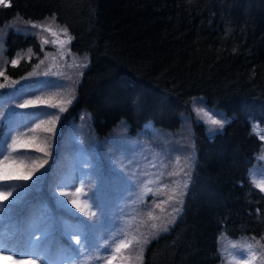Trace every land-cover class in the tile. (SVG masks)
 <instances>
[{
    "label": "trees",
    "instance_id": "1",
    "mask_svg": "<svg viewBox=\"0 0 264 264\" xmlns=\"http://www.w3.org/2000/svg\"><path fill=\"white\" fill-rule=\"evenodd\" d=\"M10 3L0 7V26L17 16L37 22L55 15L74 37L71 51L90 59L63 126L86 118L98 139L123 125L131 136L144 138L148 123L176 134L196 98L230 119L212 137L204 124H194L196 164L183 212L167 234L149 244L143 264H219L221 236L264 237V193L251 178L264 149V131L252 134L254 124L264 130V0ZM6 46L10 57L24 55L8 67L10 75L33 69L38 57L27 60L29 48L42 55L37 38L14 31ZM2 136L0 126V150ZM41 203L27 200L1 219L0 238L27 229L26 220ZM51 205L54 215L66 218ZM51 244L53 252L69 250L58 231Z\"/></svg>",
    "mask_w": 264,
    "mask_h": 264
},
{
    "label": "rangeland",
    "instance_id": "2",
    "mask_svg": "<svg viewBox=\"0 0 264 264\" xmlns=\"http://www.w3.org/2000/svg\"><path fill=\"white\" fill-rule=\"evenodd\" d=\"M25 21L28 20L17 16L4 26H0V71L4 72V75L0 76V84L5 85L4 88H0V111H11L12 109L7 107L8 104H14L21 97L27 98L30 95L42 96L45 99L51 98L53 102L57 103L63 102L61 106L65 108V111L60 112L59 108L51 109L41 105L40 108L27 110L37 112L32 114L22 109L13 110V112H18L13 118L14 123L19 125L18 127H13L5 121H0V126L3 127V141L7 139L10 144V137L15 136L18 131L27 132V124L44 115V113L39 111L54 112L59 116V119L55 122L54 132L38 129L24 137V139L35 137L37 143L44 148V151L38 152L35 147L18 148L15 151L12 149L7 150L5 154H10V159L22 162L24 166L22 169H17L16 165L12 164L9 166V171H26L33 165L43 164L28 183L31 184L42 173L47 172L48 175L44 177L36 188L30 190L25 198L26 201L40 198L42 205L39 204L38 212H43L46 208L50 209L52 203L54 205V201L58 196H53V189L61 179L79 175L83 172L90 173V176L86 178L90 180V183H86L85 190L89 195L93 191H97V189L100 190L101 198L106 202L110 216V220L104 222L98 232L97 243L103 244L105 239H107L109 246H114L113 234L119 232L120 229H124L131 233L127 240H131L132 243L115 253L116 258L111 261V264H143L144 253L149 244L158 237L167 234L182 214L179 215L174 224L168 225L169 231L167 232H157L156 229L152 228L153 223L160 224L161 220L170 219L168 213L171 212L174 206L173 201H168V197L174 195V193L170 187H165V185H170L177 179L181 181L185 179L183 174L180 177H170L168 172L172 170L178 171L180 168H184L187 171L185 166L187 161V163L192 165V179L196 164L194 124H204L210 137L222 131L220 129L211 130L212 126L207 122L208 118L203 113L198 112L197 109L203 108L209 115L224 119L227 122L230 119L224 116L222 112L209 107L203 99L196 98L192 101V114L183 117L181 130L176 134L148 123L144 138L131 136L128 133L127 126L123 125L121 129H117L118 131L115 130L111 136L98 139L90 133V125L86 118L82 117L77 123L63 126L64 114L76 100L77 88L84 72L90 65V59L87 55H80L71 51L70 44L72 40L70 43H61L66 41L67 37L62 31L63 27L57 22L52 23L50 18L36 22L44 24L45 27L50 26L52 31L56 33L54 36L51 32L43 29L31 28ZM10 31L22 35L28 33L25 36H32L38 39L42 55L40 56L33 52L29 53L28 51L25 54L27 60H30L34 55V57H38L36 64L30 71L35 70L38 73L37 76L22 79V77H27L28 73L24 76H14L7 73L8 67L13 66L10 61L15 58L7 54L6 37ZM32 33H35V35ZM45 40L48 41L47 44L43 43ZM20 56L19 63L24 58L23 54H20ZM41 60H43V63H40ZM37 64H39L38 68L35 67ZM45 72H48L47 76L44 75ZM13 81H19V83L13 84ZM69 99H71L70 104L67 103ZM176 156L181 158L179 164L174 163ZM262 157H264V151L257 156V161L251 172V178L257 182L264 178V158ZM0 159H3V156ZM45 160L47 163H43ZM161 161H163V165ZM153 163H155V167L151 166ZM161 172L164 173L163 176L158 175ZM121 177L130 182V189ZM149 179L154 181V183L148 185L153 191L145 192L143 186ZM186 195L183 197L184 203ZM59 198L63 199L62 197ZM157 203L160 207L155 206ZM54 208L56 207L54 206ZM68 208L76 215H83L78 213L75 208H72L71 204L68 205ZM149 210L152 211L154 216L160 217L161 220L150 219L147 216ZM13 212L14 210H9L0 213V220L10 216ZM55 216L58 217L57 214ZM59 216L61 217V214ZM84 219L87 220L88 217L84 216ZM133 237L141 241L144 239L148 240V243L142 244V257L140 256L141 245ZM53 238L49 241L50 246L53 243ZM0 240L2 239L0 238ZM244 242L243 238L233 239L226 235L221 236L219 239V251L220 254L223 252V257L221 255L219 264H245L246 260L247 264H264V255H261V249L257 248L256 259L251 260L246 249L240 247L233 249L231 247L233 243L241 245ZM261 244H264V240H261ZM84 251L91 254L96 250L95 248H85ZM51 252L53 258L60 262L72 259L76 255L71 249L67 252L61 250L54 252L51 250ZM105 252L106 249H99L101 256ZM233 255L236 257L235 260L232 259ZM83 258V255L79 257V259ZM0 264H10V261H0ZM91 264H106V261L92 260Z\"/></svg>",
    "mask_w": 264,
    "mask_h": 264
},
{
    "label": "snow or ice",
    "instance_id": "3",
    "mask_svg": "<svg viewBox=\"0 0 264 264\" xmlns=\"http://www.w3.org/2000/svg\"><path fill=\"white\" fill-rule=\"evenodd\" d=\"M10 0H0V7H11ZM48 19V18H46ZM52 23L56 22V17L53 15L51 18ZM26 24L30 25L33 29H43L44 31L51 32L52 35H56L52 31V28L45 27L42 23H36L31 20L25 21ZM59 26V25H58ZM19 31V29H17ZM64 35L67 37L66 41L61 43H70L74 37L69 35L67 26H64L62 29ZM35 35V33H32ZM28 35V33H25ZM43 43L47 44L48 41L45 40ZM28 52L31 53L32 49L29 48ZM21 59L20 53H17L15 58H13L10 63L13 66H16ZM43 63V60L40 61ZM39 67V64L35 66ZM4 72L0 71V76H3ZM38 73L33 70L28 73L27 77H22V79H27L28 77L37 76ZM45 76L48 75V72L44 73ZM19 83V81H13V84ZM4 84H0V88H4ZM61 103L53 102L51 98L45 99L42 96L30 95L27 98H20L18 102L14 104H8V109L11 111H0V121H5L8 125L13 127H18L19 125L14 123V117L18 113L17 111L13 112L15 109L30 110L40 108L41 105L46 106L47 108L55 109L59 108L60 112L65 111V108L61 106ZM71 103V99L67 101ZM198 112L203 113L206 116L207 122L212 126L211 130L220 129L223 130L225 123L227 122L224 119L215 118L213 115H209L203 108L197 109ZM44 113L37 119L30 121L27 124V132H17L15 136L10 137L11 143L7 142V139L3 141L2 150H0V155L3 156V159H0V213L9 210H17L20 205L26 203V196L30 190L36 188L40 182L48 175L47 172L42 173L41 176L37 177L35 181L31 184L28 181L31 180V177L34 173L43 166V164L33 165L28 168L26 171H9V166L15 164L17 169L24 168L22 162H18L15 159H10V154H5L8 149L13 151L18 148H27L35 147L36 151L42 152L44 148L37 143L35 137L24 139L27 137L28 133L35 132L38 129H43L46 132L55 131V122L59 119V116L54 112L39 111ZM27 113H37L36 111H27ZM264 130H259L258 125L252 126V134L260 135V132ZM260 139L264 140V135H260ZM264 151V149H262ZM47 155V153H45ZM264 158V157H262ZM180 157L176 156L174 158V163H180ZM43 163H47L45 160ZM163 165V161H161ZM155 167V163L151 165ZM166 166V165H165ZM187 171L184 168L177 170H172L168 172L170 177H180L181 174L185 177L183 181L177 179L172 182L170 185H165V187H170L174 195L168 197V201H173L174 206L171 209V212L168 213L170 219L161 220L160 217L154 216L152 211L147 212V216L152 220H161L160 224L153 223L152 228L156 229L157 232H167L169 231L168 225L174 224L179 215L183 212L184 199L186 195L188 184L191 179V168L190 163L185 162ZM163 176L164 173L161 172L158 174ZM90 176V173L83 172L79 175L68 176L64 179H61L58 185L53 189V196H58L54 201V206L57 209H60L62 212L66 213V218L64 216L57 217L53 214L50 209H45L43 212H33L31 216L26 220L27 229L18 231L15 235L7 237L3 240H0V261H10V264H91L92 260H103L106 261V264H111V261L114 260L115 253L119 252L121 248L128 247L132 241L127 240V237L131 235L130 232L120 229L119 232L113 234V245L109 246V241L105 239L103 244L97 243L96 238L98 232L101 230V226L104 222L110 220L108 206L106 202L101 198L100 190L93 191L91 195L85 190L86 183H90V180L86 178ZM123 182L128 185L129 189L131 188L130 182L121 177ZM154 183L153 180L149 179L143 186L145 192H152L153 190L148 187L149 184ZM252 183L254 186L259 188L261 193H264V178L258 182L253 179ZM14 193L16 194L14 196ZM18 194L19 197H18ZM62 197L63 199H60ZM10 198H12L10 200ZM8 202V203H5ZM71 204L72 208H75L78 213L83 215H76L72 213L68 208V205ZM156 207H160L157 203ZM87 209V211H86ZM259 211V210H257ZM84 216H87L88 219L85 220ZM91 221V223H89ZM59 232L61 239L66 244L67 248L71 249L76 255L67 261H57L53 258L49 241L53 238L56 232ZM123 233V235H121ZM134 240L140 247V256L143 254L142 244L148 243L147 239L139 240L136 237H133ZM244 243L237 245L233 243L231 247L236 249L237 247L246 249L251 260H255L257 256V248L261 249V255H264V244H261V240H264V237H261L259 240L253 236L250 239L245 237ZM85 248H95V252L91 254L85 253ZM104 248L106 252L103 256L99 254V249ZM83 255V259L79 257ZM223 257V252H221ZM232 259L235 260L236 257L233 255ZM247 264V260L245 262Z\"/></svg>",
    "mask_w": 264,
    "mask_h": 264
}]
</instances>
